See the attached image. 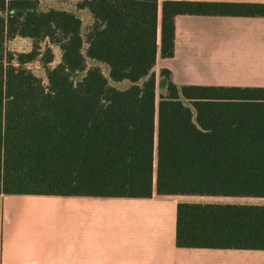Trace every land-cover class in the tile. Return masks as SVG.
I'll list each match as a JSON object with an SVG mask.
<instances>
[{"label": "trees", "instance_id": "trees-1", "mask_svg": "<svg viewBox=\"0 0 264 264\" xmlns=\"http://www.w3.org/2000/svg\"><path fill=\"white\" fill-rule=\"evenodd\" d=\"M40 2L0 0V196L264 198V87L179 86L162 68L157 104L154 70L179 15L264 17V3L78 0L84 37L76 12ZM16 37L31 49L9 51ZM176 244L264 250V204L180 201Z\"/></svg>", "mask_w": 264, "mask_h": 264}, {"label": "crops", "instance_id": "crops-1", "mask_svg": "<svg viewBox=\"0 0 264 264\" xmlns=\"http://www.w3.org/2000/svg\"><path fill=\"white\" fill-rule=\"evenodd\" d=\"M157 66L179 86L264 87V17L179 15L175 55ZM184 197L1 195L0 264H264V250L178 248Z\"/></svg>", "mask_w": 264, "mask_h": 264}, {"label": "rangeland", "instance_id": "rangeland-1", "mask_svg": "<svg viewBox=\"0 0 264 264\" xmlns=\"http://www.w3.org/2000/svg\"><path fill=\"white\" fill-rule=\"evenodd\" d=\"M40 8L42 10H48L50 8L63 9V10H73V9L78 10L76 7L75 0H41ZM77 14L82 18V21H83L82 32H83L84 37H86L87 29L90 26L88 24V18L86 17L84 13H77ZM31 47H32V40L29 38H23V37H16L15 39L9 40L6 44V48L9 51H14V52L29 51ZM86 48H87V43H85V49ZM54 51L56 54V60L53 63V65H56L61 60V51L58 46H54ZM88 65L89 66L100 65L105 75L108 78H110L109 77V67L106 63L88 59ZM28 67H30L38 76L42 77L45 83L47 82L45 69L39 63L36 62L33 64H29ZM155 72L157 73V82H158V87H157V104H158L160 100V96L166 93V79L159 77V67L158 66L155 68ZM142 82L143 80L141 81V83ZM110 83L120 89L127 88L131 85V81L129 80L113 81L110 79ZM184 199L188 201L264 204V198L184 197Z\"/></svg>", "mask_w": 264, "mask_h": 264}]
</instances>
